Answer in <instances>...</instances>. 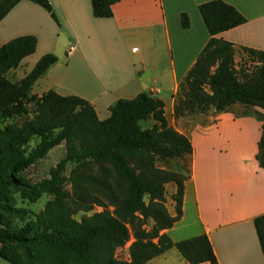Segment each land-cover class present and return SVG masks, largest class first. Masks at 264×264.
<instances>
[{"label":"trees","instance_id":"16d2710c","mask_svg":"<svg viewBox=\"0 0 264 264\" xmlns=\"http://www.w3.org/2000/svg\"><path fill=\"white\" fill-rule=\"evenodd\" d=\"M20 1L0 0V21ZM29 1L57 21L48 0ZM119 1L92 0L93 17L110 18ZM198 10L210 38L179 84L174 118L223 112L236 104L264 111V52L242 49L245 58L237 65L233 45L217 38L244 24L245 18L221 0L203 3ZM181 26L188 27L184 14ZM36 46V38L28 35L0 47V211L23 221L27 211L11 207L13 190L33 196L50 190L55 198L45 204L35 223L13 226L0 214V258L9 264H146L175 248L187 264H218L205 235L174 243L164 232L181 217L187 173L160 169L156 162L186 158L191 144L167 125L163 102L142 93L118 100L109 116L98 120L93 107L78 97L54 91L32 96L34 83L57 62L54 55L42 56L17 83L10 82L6 73L32 55ZM33 103L32 118L20 126L4 124L13 116L27 115ZM145 120L154 124L143 130L139 123ZM33 139L38 143L27 151ZM61 144L65 154L50 170L49 180L29 186L18 177ZM256 160L264 168V125ZM68 164L73 166L72 190L65 195L56 183ZM169 183L177 186L171 197L174 217L166 208ZM95 207L103 210L75 219ZM253 226L264 259V214L254 218ZM130 239L128 259L117 258V249Z\"/></svg>","mask_w":264,"mask_h":264},{"label":"crops","instance_id":"0c3cea01","mask_svg":"<svg viewBox=\"0 0 264 264\" xmlns=\"http://www.w3.org/2000/svg\"><path fill=\"white\" fill-rule=\"evenodd\" d=\"M48 1L57 21L29 0L0 21V47L21 36L37 40L35 52L6 78L17 83L52 54L57 62L34 83L32 96L54 91L78 97L98 120L106 119L118 100L146 93L162 101L167 124L191 144L190 155L178 159L187 169L181 217L164 232L174 243L205 235L218 264H264L253 226L264 214V168L256 160L264 111L236 104L223 112L186 114L177 120L182 127L173 117L179 84L210 38L198 7L212 0H121L106 19L93 17L92 0ZM221 1L246 20L217 36L233 45L235 62L242 49L264 52V0ZM183 14L187 28L181 26ZM176 190L174 183L165 186L171 217ZM146 264L187 263L171 248Z\"/></svg>","mask_w":264,"mask_h":264},{"label":"rangeland","instance_id":"374dc122","mask_svg":"<svg viewBox=\"0 0 264 264\" xmlns=\"http://www.w3.org/2000/svg\"><path fill=\"white\" fill-rule=\"evenodd\" d=\"M242 55H243L242 58H245V55L244 54H242ZM242 58L240 60L241 62L243 60ZM236 60H237V65L241 63L240 61H238V58H236ZM16 77H17V75H16ZM9 79L11 81H14L13 76L12 77L9 76ZM34 112H35V104L33 103L30 106V109H29V112L27 115L21 116V117L13 116V117L9 118L4 124H15L17 126H20L24 121L32 118L35 114ZM199 114L200 113L194 112L191 115H198L199 116ZM184 116H186V115H184ZM184 116H182L180 118H183ZM174 119H175V126L178 125V126L182 127L184 125L183 121L182 122L177 121V120H179V118H174ZM153 122H154L153 120H145V121H141L139 123V125H140L141 129L144 130V129L149 128ZM178 122H179V124H178ZM169 127L172 128L171 125ZM172 129H174V128H172ZM37 143H38V140H35V139L31 140L27 146V151L34 149V147L36 146ZM64 154H65V147H64V144H61L58 147H55L52 150H50L48 152V154L46 155V157L44 159L40 160L39 162H37L34 166L22 171L18 175V177L25 184H27L29 186L38 184L43 180H49L50 179V170L56 167L57 163L64 157ZM156 165L158 168L163 169V170H167V171H171V172H178V173L183 174V175L187 173L186 166L179 160H168V161L157 160ZM72 168H73L72 165H70V164L66 165L65 170L59 176V181L56 183V186L65 195H69L71 193V190H72L71 183L69 180L70 171L72 170ZM166 194L169 197V193L167 192ZM9 195L13 199V202L11 203V207H13V209H23V210L27 211V214L24 216L22 222L19 221V219H17L12 213L7 214V213H2V211H0V214H2V216H3V221L11 224L13 226H20V225H23V224L29 223V222H32V223L37 222V220L40 217V214L43 211L45 204L55 198L53 192H51L50 190L41 191L40 193H38L35 196L31 195L29 191L20 192L18 190L17 191L13 190L9 193ZM166 205H167V202H166ZM102 210H103L102 208L95 207L91 213H88V214L79 213V214H77L75 219L79 221L83 217H88L92 213L101 212ZM108 210L111 211L112 209L108 208ZM148 228H150V224H149ZM131 242H132V239H130L123 248L117 249V251H116V257L117 258L122 259V260L128 259V247H129ZM1 248L2 247L0 245V250H1ZM7 253L9 254L10 252L7 251ZM0 264H9V263H7L6 261H4L0 258Z\"/></svg>","mask_w":264,"mask_h":264},{"label":"built area","instance_id":"2783aa9c","mask_svg":"<svg viewBox=\"0 0 264 264\" xmlns=\"http://www.w3.org/2000/svg\"><path fill=\"white\" fill-rule=\"evenodd\" d=\"M72 50H73V48H70V49H69V52H71Z\"/></svg>","mask_w":264,"mask_h":264}]
</instances>
